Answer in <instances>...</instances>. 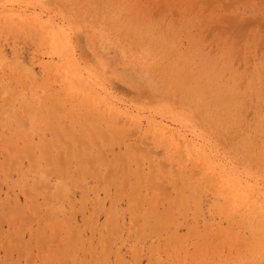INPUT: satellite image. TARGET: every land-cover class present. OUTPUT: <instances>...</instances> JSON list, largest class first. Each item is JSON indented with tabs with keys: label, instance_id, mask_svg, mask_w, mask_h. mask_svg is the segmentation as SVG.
I'll return each instance as SVG.
<instances>
[{
	"label": "rangeland",
	"instance_id": "obj_1",
	"mask_svg": "<svg viewBox=\"0 0 264 264\" xmlns=\"http://www.w3.org/2000/svg\"><path fill=\"white\" fill-rule=\"evenodd\" d=\"M0 264H264V0H0Z\"/></svg>",
	"mask_w": 264,
	"mask_h": 264
}]
</instances>
